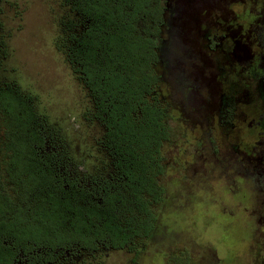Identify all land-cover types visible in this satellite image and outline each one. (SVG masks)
Returning a JSON list of instances; mask_svg holds the SVG:
<instances>
[{"label": "rangeland", "instance_id": "374dc122", "mask_svg": "<svg viewBox=\"0 0 264 264\" xmlns=\"http://www.w3.org/2000/svg\"><path fill=\"white\" fill-rule=\"evenodd\" d=\"M224 1L166 0L160 30L163 50L153 65L160 80L154 89L161 104L169 107L173 142H163L160 148L168 167L163 176L165 205L154 232L138 245L135 258L126 249H101L92 259L72 250L61 260L64 263L174 264L180 258L185 264H217L218 257V264H264V223L250 214V195L245 196L237 183H229V194L217 183L226 165L220 167L215 160L228 154L229 131L240 130L230 151L253 144L257 129L247 123L256 118L253 101L259 110L261 103L255 84L229 67L235 102L230 103V122H225L220 104L225 94L220 93L225 92L226 65L220 54H208L204 39L208 27L229 34V60L230 54L234 62L251 60L264 12L261 0H229L226 16ZM62 4L63 0H0V85L11 84L33 97L34 110L48 127L46 149L60 155L62 171L80 181L107 177L109 157L98 143L101 126L61 46L62 22L74 20ZM218 20L222 25L217 30ZM258 85L264 93V82ZM216 117L219 121L212 129ZM212 132L220 136L209 138ZM248 158L258 168L259 158Z\"/></svg>", "mask_w": 264, "mask_h": 264}, {"label": "trees", "instance_id": "16d2710c", "mask_svg": "<svg viewBox=\"0 0 264 264\" xmlns=\"http://www.w3.org/2000/svg\"><path fill=\"white\" fill-rule=\"evenodd\" d=\"M164 4L63 0L74 20L62 22L61 46L101 126L107 177L62 171L33 97L0 85V264H59L72 250L88 259L101 249L137 253L154 232L168 167L160 148L173 142L154 89Z\"/></svg>", "mask_w": 264, "mask_h": 264}, {"label": "flooded vegetation", "instance_id": "af4514ba", "mask_svg": "<svg viewBox=\"0 0 264 264\" xmlns=\"http://www.w3.org/2000/svg\"><path fill=\"white\" fill-rule=\"evenodd\" d=\"M224 2H225L224 6L227 9V11H225L226 16H227V14L229 13V9H228L229 0H225ZM259 3H260L259 7H261V1ZM166 4L167 3L165 0L164 11H165ZM254 18L255 17L252 16L251 22L254 21ZM226 22L229 23L228 20H226ZM260 22L264 23V17ZM215 24H216V27L214 28L218 30L217 27H221L222 22H219L218 20V21H215ZM208 28L207 30L204 28V31L206 30L205 38H204L207 44L206 50L208 54H210L211 56H214L217 54H220L221 56H223L224 58L223 63H225L226 65L225 68L227 72H226L225 77H223V79L225 80V87H224L225 92L220 93V96L225 94L224 95L225 98L222 96V99H221L222 101L220 102L221 107L224 108L222 113H223L225 122H228V124L230 122L229 121L231 117L230 115H233V111H234V109L231 108L230 103L231 101L235 100V95H233L234 90L229 85V67H230V71H233L235 68L237 69V71H241L249 83L255 84L253 90H255L256 95L258 97V101L261 103V107L259 110L257 103L253 101L252 107H256L258 109L256 112L257 113L256 118H252L251 119L252 121H249L247 123L249 125L247 127L250 128L251 125L252 126L255 125L257 129L255 133V139H254L255 141H253L252 145H247L246 148L237 146V148L232 149L230 151L229 147H232V146L236 147L237 145V143L236 144L232 143V141L239 140L238 133L240 131L239 130L240 128H236L239 131L232 130V131H229L225 135L226 136L225 139L228 142V147H227L228 154H224V157L220 159L216 158L215 160L217 163L221 164L220 167L222 165L223 166L226 165L225 167L226 174L221 175L223 179L222 178L218 179L217 183L220 182L222 186L225 187V191L228 194L230 191L229 190L230 185L231 184L234 185L235 183H237L239 187L243 189L245 196L250 195L248 197L249 202H246L248 203V207H249V204H251L250 206H252V212H250V214L252 213L251 215H254V217H259L260 221L264 223V93H263V90L261 89L262 88L261 85H258L260 81L262 83L264 82V33H263L264 25L261 26L260 28V31L262 32H260L258 36L256 35L257 53H252L251 60L244 59V58L242 60H239L236 58L237 60H235V62H234L235 57H233L234 59L231 58L232 54H230V59L232 60H229V51L230 49L232 50L231 45H230L231 48L229 47V44H230L229 34H226L222 32L221 30H220L221 33H218L217 31L208 30ZM223 79L219 82L221 85L224 84ZM247 90L249 92L252 91L251 87H249ZM246 101H248V99H246ZM243 102H245V100H243ZM250 103H252V101ZM248 104H249V101H248ZM216 121H219V118L216 117V120L214 122L212 121L211 123L212 129H214L213 124ZM213 135L220 136L219 133L212 132L209 138L211 137L215 138ZM218 145L220 146L221 144L218 142ZM249 156L253 158L255 157L259 158L260 165L258 166V168L255 169L254 166L249 164V162L247 161V158ZM229 179H231L230 182H229ZM131 253H132V258H135L137 253H133V252ZM179 259L177 258L176 262L174 261L173 263L174 264H185V263H182V261ZM216 259H217V264H218L219 258L216 257ZM59 264H66V263L61 262Z\"/></svg>", "mask_w": 264, "mask_h": 264}]
</instances>
